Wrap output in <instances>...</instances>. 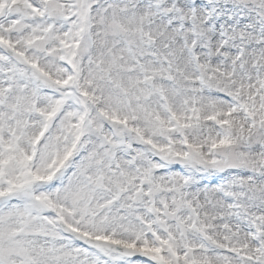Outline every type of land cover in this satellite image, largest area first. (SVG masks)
Returning <instances> with one entry per match:
<instances>
[{"label": "snow or ice", "instance_id": "1", "mask_svg": "<svg viewBox=\"0 0 264 264\" xmlns=\"http://www.w3.org/2000/svg\"><path fill=\"white\" fill-rule=\"evenodd\" d=\"M0 264H264V0H0Z\"/></svg>", "mask_w": 264, "mask_h": 264}]
</instances>
